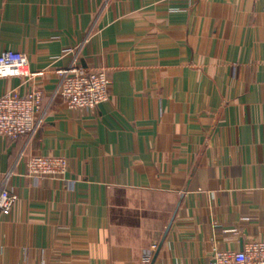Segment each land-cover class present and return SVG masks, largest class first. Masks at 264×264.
Instances as JSON below:
<instances>
[{
    "label": "crops",
    "instance_id": "crops-1",
    "mask_svg": "<svg viewBox=\"0 0 264 264\" xmlns=\"http://www.w3.org/2000/svg\"><path fill=\"white\" fill-rule=\"evenodd\" d=\"M7 50L39 74L43 127L0 136V264H211L264 241V0H0ZM72 66L110 100L69 109ZM33 155L73 184L29 177Z\"/></svg>",
    "mask_w": 264,
    "mask_h": 264
},
{
    "label": "built area",
    "instance_id": "built-area-1",
    "mask_svg": "<svg viewBox=\"0 0 264 264\" xmlns=\"http://www.w3.org/2000/svg\"><path fill=\"white\" fill-rule=\"evenodd\" d=\"M109 1V0H108ZM38 73L30 68L26 53L7 50L0 54V79L21 78L31 88L24 94L17 90L0 96V136L12 140L33 138L43 127L40 115L43 90L36 85ZM111 81L105 71H85L72 66L65 70L59 86V94L71 110H89L109 101ZM28 176L33 179L52 178L73 184L68 179V160L65 156L33 155L28 164ZM11 172L0 183V211L10 213L17 200L8 188ZM146 260L152 252L145 254ZM211 264H264V241L248 242L242 250L220 251Z\"/></svg>",
    "mask_w": 264,
    "mask_h": 264
}]
</instances>
